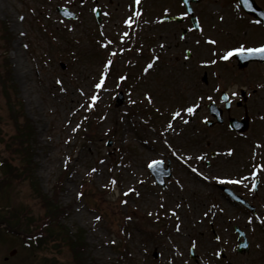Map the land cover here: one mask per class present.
Here are the masks:
<instances>
[{
  "label": "rangeland",
  "instance_id": "obj_1",
  "mask_svg": "<svg viewBox=\"0 0 264 264\" xmlns=\"http://www.w3.org/2000/svg\"><path fill=\"white\" fill-rule=\"evenodd\" d=\"M227 2L203 0L196 4L200 29L181 39L177 24L158 23L163 13L173 14L171 0H141L139 5L135 0H0V17L7 19L11 31V44L6 46L0 27V72L9 62L12 82L18 86L14 93L0 83V159L9 158L10 138L23 124L29 123L33 138L31 143L28 139L22 142L33 155L32 176L19 181L18 173L11 171V182L0 186V207H29L32 216H37L44 210L41 194H51L54 183L68 170L60 200L64 206L72 204L73 209L64 223L73 232L77 226L86 230V264H264L257 261L264 250V170L258 169L255 177L250 168L253 150L258 149L255 140L264 143V73L263 84L259 78L250 81L258 88L249 109L259 111L243 137L230 141L225 127L212 129L203 122L208 101L219 102L222 90L236 93L246 77L234 72L231 61L221 65L218 61L217 67L206 64L215 45L221 49L223 34L242 31V14ZM174 3L180 12V0ZM229 3L236 5V0ZM96 5L106 13L100 22L93 11ZM57 6H67L77 17L64 18ZM136 11L141 13L140 41L144 24L149 25L153 38L147 49L149 59L159 56L147 72L148 62L129 51L126 37L121 39L131 27L124 21L129 16L135 18ZM244 25L247 34L252 30L256 37L263 36L255 45L264 43L262 28ZM183 26L192 27L190 19ZM104 44L108 47H102ZM186 49L192 51L189 58ZM108 60L113 64L105 67ZM205 70L206 83L202 79ZM127 71L133 82L125 90V102L117 105L116 95L126 82L120 76L127 77ZM104 72L108 73L104 86L96 88ZM7 88L10 95L15 94V103L5 94ZM149 94L152 102L147 99ZM93 95L99 97L95 102L90 99ZM190 107L194 112L187 111ZM148 108L154 110L159 124L153 126L151 117L144 115ZM176 111L181 116L173 119ZM243 113V108L231 110L238 117ZM256 129L258 138L253 137ZM210 149L218 150L214 161L210 166L196 164L195 170L205 173L207 179L190 174L184 167V161L190 164L186 153L194 156V166L198 155L204 157V164L211 161ZM259 149L264 154V146ZM13 158H17L13 165H20L18 155ZM155 159H170L176 168L165 187H158L147 170L148 162ZM93 168L97 171L92 172ZM5 170L2 167L0 175ZM226 176L247 177L240 186L255 198L258 215L242 212L216 190V177ZM258 177L261 181L255 193L253 184ZM113 178L115 185L110 183ZM129 188L139 195H125ZM125 200L127 203L122 202ZM159 210L167 215L157 214ZM14 212L22 221L20 213ZM97 216L101 219L96 220ZM12 223L16 221L12 219ZM236 224L246 230L251 241L249 251L242 254L236 251L233 239ZM6 225L0 224V264H74L67 244L32 250L23 246L20 236L8 233ZM192 245L202 255L198 263L189 257ZM223 251L225 257L220 259Z\"/></svg>",
  "mask_w": 264,
  "mask_h": 264
},
{
  "label": "trees",
  "instance_id": "obj_2",
  "mask_svg": "<svg viewBox=\"0 0 264 264\" xmlns=\"http://www.w3.org/2000/svg\"><path fill=\"white\" fill-rule=\"evenodd\" d=\"M7 97H9L8 93ZM29 132L30 128H28L27 131L19 130L16 135L11 136L10 139L13 143H11L8 148L11 154L9 158H4L0 163L1 169L2 167L7 168V170L3 172L4 174H8L10 176L12 175L11 171H14L15 174L18 173L15 177L19 180H24L27 177L30 178L32 176V172L30 174V170L33 169V162L31 161L33 155L31 152H29V147H24L22 143L23 141L25 142V139L29 140ZM14 154L18 155L20 165H13L15 164L14 160L17 159L13 158ZM7 181L3 180L2 182L7 183ZM62 183L63 178H60L56 183L54 192H52L51 194H41V200L44 204V210L40 214L35 217L32 216L31 218L25 216L23 221L21 222L27 230L31 231L30 225L36 220L35 225L37 227H40V231H37L36 235L37 237H40L41 242L48 241L50 238L55 242V244H67V246L72 251L76 264H84V254L87 248V242L84 237L85 235L83 229H80L75 233L72 232L68 226L66 227L61 222L63 217H68L71 212L70 206L63 207L59 201V193L62 189ZM10 217V215L0 213V222L5 221L6 219L8 220L10 219ZM44 233H46V236L44 235Z\"/></svg>",
  "mask_w": 264,
  "mask_h": 264
},
{
  "label": "snow or ice",
  "instance_id": "obj_3",
  "mask_svg": "<svg viewBox=\"0 0 264 264\" xmlns=\"http://www.w3.org/2000/svg\"><path fill=\"white\" fill-rule=\"evenodd\" d=\"M135 3L137 4V5H139L140 3H141V0H135ZM93 11H95V9H93ZM69 15H71V13H69ZM141 15V13L139 12V11H136L135 13H134V16H136V17H138V16H140ZM20 19H24V17H20ZM134 22V17L133 16H129L125 21H124V23L125 24H127V25H131L132 23ZM128 36V33L127 32H124L123 33V36L121 37V39H123V38H125V37H127ZM212 44H215V43H217L215 40H211L210 41ZM109 43H112L111 41H109ZM102 47H104V48H107L108 47V44H104V45H102ZM163 47V46H162ZM236 51H238V52H240L241 54H243V53H249V54H252V55H262V56H264V45H261L260 47H255V48H247V49H245V48H240V49H237ZM112 55H115V53H112ZM232 55V52H228L227 53V55L224 57L225 59H227L229 56H231ZM156 60H158L159 59V57H156L155 58ZM113 64V61L112 60H108L107 61V63H106V65H105V67H110L111 65ZM153 68V63L152 62H150V63H148L147 64V67L144 69V71L145 72H147L149 69H152ZM107 77H108V73L107 72H104V73H102V75H101V78H100V82L99 83H97L96 85H95V87L96 88H102L103 86H104V83H105V80L107 79ZM127 79V77H125V76H120V80L121 81H125ZM57 83H60V84H63V82L62 81H57ZM91 101H93V102H95V101H97L98 99H99V97L97 96V95H93V96H91ZM147 99H148V101L149 102H152V96L149 94V95H147ZM132 103H136V101H131ZM95 106V104L93 103V107ZM194 108H187V111L188 112H194ZM181 116V112H179V111H176V112H174L173 113V119H176V118H178V117H180ZM173 126H172V124L171 123H169L168 124V128H172ZM231 153H232V150L230 149L229 150V155H231ZM198 159H204V157L203 156H201V157H198ZM160 163H163L162 161H153L152 162V166H155V165H157V164H160ZM260 168H264V165H260ZM92 172H96L97 171V169H95V168H93L92 170H91ZM202 175V174H201ZM216 179L217 180H220L221 178L220 177H216ZM247 179V177H244V178H242V179H238V180H233V179H230V178H226V182H230V183H235V184H240V183H243L244 182V180H246ZM110 183L112 184V185H115L116 183H117V181L113 178L111 181H110ZM129 193H135L136 195H139V192H137L136 191V189H133V188H129V190H128V192H126L125 193V195H128ZM80 195L82 196L83 195V193H80ZM123 203H127V201L125 200V201H122ZM162 206V205H161ZM221 211H223V209H221ZM205 215H207V213H205ZM101 219V217L100 216H97L96 217V220H100ZM128 219H131V217H129ZM262 222H264V221H262ZM112 243H115V241H112Z\"/></svg>",
  "mask_w": 264,
  "mask_h": 264
},
{
  "label": "flooded vegetation",
  "instance_id": "obj_4",
  "mask_svg": "<svg viewBox=\"0 0 264 264\" xmlns=\"http://www.w3.org/2000/svg\"><path fill=\"white\" fill-rule=\"evenodd\" d=\"M179 29H180V37H181V39H183L184 35H183V26H182V23L179 24ZM258 63H260V62L253 61V62H250L249 65H256Z\"/></svg>",
  "mask_w": 264,
  "mask_h": 264
},
{
  "label": "water",
  "instance_id": "obj_5",
  "mask_svg": "<svg viewBox=\"0 0 264 264\" xmlns=\"http://www.w3.org/2000/svg\"><path fill=\"white\" fill-rule=\"evenodd\" d=\"M242 3L245 4V0H242ZM122 100V99H121ZM155 170V167L153 166V171ZM156 174H158V172L156 171ZM166 175H169V173H167ZM158 178V175H157ZM159 181H162L161 176L158 178Z\"/></svg>",
  "mask_w": 264,
  "mask_h": 264
}]
</instances>
